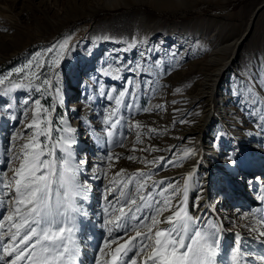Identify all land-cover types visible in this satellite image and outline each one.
Segmentation results:
<instances>
[{
	"label": "snow or ice",
	"instance_id": "1",
	"mask_svg": "<svg viewBox=\"0 0 264 264\" xmlns=\"http://www.w3.org/2000/svg\"><path fill=\"white\" fill-rule=\"evenodd\" d=\"M69 44L70 39L64 38L48 48L38 49L23 63L0 73V120L9 125L20 123L31 130L14 129L6 144L0 147V264H89L84 259L88 249L96 253L90 264H137L138 260L139 264H264V252L242 246L239 233L222 256L221 242L226 229L214 219V214L215 203L224 199L225 190L204 205L208 212L195 216L187 207L188 192L193 186L191 173L177 180L155 179L159 171L181 166L173 157L195 156V149L173 153L168 159L128 156L125 159L138 161L150 170L129 174L121 169L109 175L112 162L121 159L114 154V147H123L127 136L133 132L136 143H143V125L133 121L136 114L153 109L147 104L141 106L139 101L141 97L154 96L158 81L178 66L177 53H170L171 62L163 55L153 58L159 49L145 44L139 52L140 60L127 67L133 77L124 82L123 88L117 91L113 86L106 90L105 85L96 81L99 98L112 103L98 113L100 129L85 121L83 135L93 138L103 150L96 157L100 162L89 166L83 149L77 159L80 140L76 129L63 117H57L53 124L55 108L64 106L61 73L56 69L69 51ZM138 46L137 42H132L124 50ZM45 67L47 71L41 74ZM122 70V66L113 69L108 65L102 74L122 79ZM136 76L142 78L135 79ZM19 90L27 91L28 95L17 106L14 93ZM176 92L180 93L181 89ZM229 92L236 98L241 112L264 134V57L249 61L241 73L230 77ZM33 93L39 96L33 98ZM48 95L53 98L50 106L41 103ZM155 110L159 111L160 106ZM164 134L152 128L147 136L151 139ZM227 135L217 133L213 147L221 149L220 141ZM159 150L151 145L140 149L148 153ZM225 159L229 162L230 182L242 181L251 186L252 181L246 179L248 161L234 139ZM98 180L106 183L97 186L98 211L93 214L88 205L92 182ZM197 187L193 209L202 198L199 181ZM257 199L264 203V188L258 190ZM259 211L243 216H255L254 222L245 227L264 244L261 239L264 238V215L257 216ZM166 212L170 214L165 216Z\"/></svg>",
	"mask_w": 264,
	"mask_h": 264
},
{
	"label": "rangeland",
	"instance_id": "2",
	"mask_svg": "<svg viewBox=\"0 0 264 264\" xmlns=\"http://www.w3.org/2000/svg\"><path fill=\"white\" fill-rule=\"evenodd\" d=\"M180 1L181 4L170 8L156 6L154 0H0V73L23 63L38 49L48 48L64 38L70 39L69 51L60 68L56 69L61 73L64 106L55 108L53 124L57 117H63L76 129L80 140L77 159L80 158V149H83L91 166L100 162L96 157L103 150L93 138L83 135L85 121H90L93 128L100 129L98 113L112 103L99 98L96 81L105 85L106 90L113 86L117 91L123 88L124 82L133 77V73L126 69L140 60L139 52L145 44L159 49L153 58L163 55L168 62L172 61L170 53L176 52L178 66L158 81L154 96H144L139 101L141 106L147 104L153 109L136 114L133 121L143 125V143H136L133 132L127 136L123 147H114V154L121 159L112 162L109 175L121 169L129 174L150 170L138 161L125 159L128 156L147 157L149 160L159 157L168 159L173 157V153H182L184 149L196 150V140L189 142V137L182 136V132L185 128H195L207 122L206 136L201 140V146L213 147V139L219 132L228 135L220 141L221 149H210L216 159L211 168L204 171L206 173L195 175L190 196L197 199V181H206L198 205L204 200L208 204L210 199L215 200L221 194L222 189L225 190L224 199L215 203L214 214V219L226 229L221 242L222 256L234 243L237 233L242 237V246L264 252V244L245 227L254 222L255 216H243L254 210H260L256 212L257 216L264 215V203L257 199L258 190L264 188V134L241 112L236 98L229 92L230 77L241 73L249 61L255 62L256 57H264V0ZM132 42H137L139 46L125 51ZM117 57L119 59H115ZM108 65H112L113 69L122 66V79L103 75ZM224 66L227 67L222 68ZM219 68L222 73L212 94V89L209 87L207 90L205 84L212 83L208 79L215 78ZM45 71L46 67L41 69V74ZM176 89H181V92L177 93ZM27 95L25 90L17 91L14 93V103L19 106V101ZM37 96L39 93H33V98ZM203 96L207 97L201 103H192L193 99ZM41 103L50 106L52 96H46ZM56 103L59 105L58 99ZM157 106H160L159 111L155 110ZM182 120L188 122L180 123ZM152 128L165 134L149 139L147 133ZM14 129L19 132L31 131L20 123L9 125L7 121L0 120V147L6 144ZM233 139L242 147L248 161L246 179L252 181L251 186L240 181L239 187H236L228 178L230 169L225 155ZM148 145L160 150L151 153L140 151ZM134 147L136 151H133ZM196 153L186 159L176 155L173 158L181 162V166H169L167 170L159 171L155 179L173 180L163 175H171L185 167L199 157V151L196 150ZM103 183L106 181L92 182L91 203L88 205L90 213L98 211L96 205L100 192L97 186ZM228 183L232 185L231 189H227ZM192 205L190 211L196 216L198 207L193 209ZM205 212L208 210L200 212L198 216ZM87 252L84 259L90 264L96 253L92 249Z\"/></svg>",
	"mask_w": 264,
	"mask_h": 264
},
{
	"label": "bare ground",
	"instance_id": "3",
	"mask_svg": "<svg viewBox=\"0 0 264 264\" xmlns=\"http://www.w3.org/2000/svg\"><path fill=\"white\" fill-rule=\"evenodd\" d=\"M154 4H156V6L157 5L163 6L164 5V6H169L171 8V7H173V5L181 4V1L180 0H154ZM51 24L53 25V22ZM102 43L103 42H101V45L103 46ZM102 46H101V49H102ZM226 67L227 66H224L222 68H226ZM221 73H222L221 69L218 70L217 71V76L215 78H209L208 79L209 82H212V83L211 84H209V83L208 84H205V85H207V90L209 89V87L212 89V94L214 93L215 87L217 85V82L219 81V78L221 76ZM207 93H208V91H207ZM206 97L207 96H203V98L193 99L192 100L193 101L192 103L193 104L194 103L195 104L201 103L200 101L203 100ZM199 105H201V104H199ZM206 125H207V122H205L203 125H198V127H195V128H190V129L189 128H185L184 131L182 132V136H186V137L188 136L189 137V139H188L189 142L196 140V144L195 143L194 144L196 146V150L199 151V157H196L195 160L192 159L193 161H191L188 164H186L185 167H182V168L176 170L173 174L169 175L167 173L168 175H163L164 177L171 178L173 180H177V179H179L181 177H186L189 173H191L192 174V181H193V178H195V175L200 174V173H206L204 171L207 168L208 169L211 168V165L213 164L212 163L213 160L216 159V156H214V154L210 151V149H213V147H211V145H209V146L208 145H206V146H203L202 145L201 146V140H203V137L206 136V130H207L206 129ZM195 137L197 139H194ZM198 147H199V149H198ZM205 155H207V156L205 157ZM208 156H210V157L212 156V157L210 158ZM205 182L206 181L200 182V185H202V188L204 187L203 184ZM181 183H183V181H181ZM196 185H197V183H196ZM179 199H180V197H177V200H179ZM193 200L194 199H193V197L190 196V190H189V192H188V199H187V207H188L190 213H191V211H190L191 208L190 207H191V204L193 203ZM204 205H206V200H204L200 205L197 206L198 208H197L196 213H195L196 216H198V214H200V212H203V211L208 210V208L204 207ZM169 214L170 213H168L167 215H169ZM162 227H167V225H163Z\"/></svg>",
	"mask_w": 264,
	"mask_h": 264
}]
</instances>
